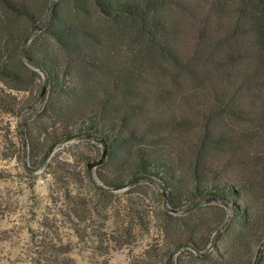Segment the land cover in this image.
Segmentation results:
<instances>
[{"label":"trees","instance_id":"trees-1","mask_svg":"<svg viewBox=\"0 0 264 264\" xmlns=\"http://www.w3.org/2000/svg\"><path fill=\"white\" fill-rule=\"evenodd\" d=\"M50 3L0 0V34L9 32L12 51L49 18L39 37H50L52 49L36 48L37 37L25 54L49 85L37 115L54 118L59 132L41 143L45 131L33 127L30 160L43 162L83 131L105 148L100 183L85 170L98 194L158 187L170 210L191 196L221 200L231 212L216 256L202 254L208 240L201 243L195 224L129 264H253L255 255L247 253L264 240V0H76L72 16ZM2 45L0 39V79L17 78ZM75 121H82L77 134ZM86 198L76 204H88ZM188 245L200 253L199 263L173 256ZM44 247L51 251L44 264H77L62 257L68 245Z\"/></svg>","mask_w":264,"mask_h":264},{"label":"rangeland","instance_id":"rangeland-1","mask_svg":"<svg viewBox=\"0 0 264 264\" xmlns=\"http://www.w3.org/2000/svg\"><path fill=\"white\" fill-rule=\"evenodd\" d=\"M56 3L67 16L76 10V0H51V8ZM90 18L93 23L100 21L94 9ZM48 19L44 16L37 29L30 31L21 50L12 51L9 32L0 34L4 60L18 74L17 78L0 79V264H44L45 254H51L44 246L54 243L68 245L70 252L62 257L77 264H129L148 248H165L172 237L185 236L195 224L201 243L208 240L202 254L214 257L223 252L226 217L231 212L224 210L221 200L185 196L182 207L175 211L167 207L164 191L158 187H124L100 195L88 186L85 170L100 183L96 174L103 164L89 168L84 158L98 161L104 148L86 132L57 144L43 162L30 160L27 139L33 127L39 133L45 131L37 136L41 143L59 132L54 118L37 115L49 100V93H41L43 88L48 91L49 85L45 74L25 54L37 37L36 48L52 49L50 37H39ZM20 23L23 28L28 26L26 21ZM81 101L76 102L77 107ZM88 104L94 107L93 101ZM73 124L76 134L82 130V121ZM72 171L77 175L72 176ZM81 197H87L88 204H76ZM214 227L217 229L208 236ZM173 250L174 257L200 262L196 258L200 253L190 245ZM250 252L255 255L253 264H264V240L247 254Z\"/></svg>","mask_w":264,"mask_h":264},{"label":"water","instance_id":"water-1","mask_svg":"<svg viewBox=\"0 0 264 264\" xmlns=\"http://www.w3.org/2000/svg\"><path fill=\"white\" fill-rule=\"evenodd\" d=\"M104 157H105V148H104V151H103V154H102V158L99 159L98 161H95V162H89V163H88V167L91 168V167H93L94 165L101 164L102 161H103V159H104ZM166 200H167V199H166Z\"/></svg>","mask_w":264,"mask_h":264}]
</instances>
